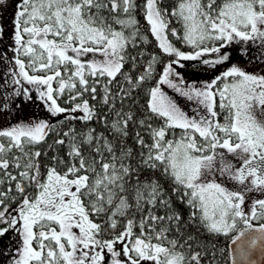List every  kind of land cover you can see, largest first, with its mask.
<instances>
[{
  "label": "snow or ice",
  "instance_id": "1",
  "mask_svg": "<svg viewBox=\"0 0 264 264\" xmlns=\"http://www.w3.org/2000/svg\"><path fill=\"white\" fill-rule=\"evenodd\" d=\"M13 41L14 97L33 86L63 127L0 128L11 264H214L219 237L231 264H264V75L178 71L264 47V0H18Z\"/></svg>",
  "mask_w": 264,
  "mask_h": 264
},
{
  "label": "rangeland",
  "instance_id": "2",
  "mask_svg": "<svg viewBox=\"0 0 264 264\" xmlns=\"http://www.w3.org/2000/svg\"><path fill=\"white\" fill-rule=\"evenodd\" d=\"M4 9H6L5 5L0 6V10H4ZM256 43H258V45ZM256 43L255 45H257V47L253 50V52L249 51L250 48H248V51L251 52L250 54L253 56L252 62H249L248 60L246 61L242 58L232 57L230 63H226L224 65L217 66L215 69H211V68H208L207 66L200 64L199 62L189 61V62H185V65H186L185 68L178 69V71H180L182 75L184 76V78L188 80L189 82L196 81L198 84H201L204 81H210L211 79L215 78V76L227 70V68L231 64H235L249 73L264 75V59L258 56V52L262 51L264 53V50H263L264 47H261L259 45V42H256ZM243 45L244 44H241V46ZM228 48L226 49V51H228ZM257 49H259V51ZM260 49L262 50L260 51ZM89 56L91 57V54H89ZM93 58H98V57H93ZM208 58L211 59L213 57L210 56ZM85 59H88V58H85ZM29 87L31 89V92L33 91V94H32L33 99L31 100L32 102L31 106L25 109L23 112H21L22 106L18 105V108L17 106H15L13 108L14 113L10 112L9 115H6L5 117H2V119H0L1 120L0 126L2 124L4 126L5 124L8 127L10 124H15L17 122H31L33 120H47L53 123V122H56L58 119L62 118V117H55V118L51 117L50 114L46 111V108L44 107L43 103L40 102V100L38 99V96L35 92L34 87L28 86V88ZM8 98H9L8 102H10V97ZM10 104L12 105L13 103L10 102ZM10 104H9V108H10ZM181 104L183 105L185 110L188 111L189 114H191L192 105L189 102H186L183 100H181ZM260 118L264 119V117H260ZM233 163H238V162L234 160ZM227 186L229 188L237 187L231 182H227ZM249 195L255 198L259 194L252 193ZM19 241H20V237L14 231H9L5 233L4 236L0 237V249H3L4 252H6L5 254L7 257L5 258L6 264H11V260L8 254L11 252H14V250L19 247ZM119 247L120 246L117 245L118 249Z\"/></svg>",
  "mask_w": 264,
  "mask_h": 264
},
{
  "label": "trees",
  "instance_id": "3",
  "mask_svg": "<svg viewBox=\"0 0 264 264\" xmlns=\"http://www.w3.org/2000/svg\"><path fill=\"white\" fill-rule=\"evenodd\" d=\"M174 2V0H172ZM18 0H8V3L5 5L6 9L0 10V26L3 27L4 29V34L2 37V41H0V54L5 55V59L0 60V100H3L4 97H11L12 95V90L8 89L9 83L11 82L10 79H7L9 77L10 73L12 74L13 71L18 72V69H14V63L12 62V59L14 54L11 51V48L13 46V17H14V12L16 11ZM141 20V23H143V18L142 16L139 17ZM178 27V26H177ZM258 45V43H256ZM257 45L252 44L249 42L247 45L241 46V44H233L230 45L228 48V53L230 54L231 58H242L244 60H248L249 62H252L253 56L250 54L253 52V50L257 47ZM151 47V46H150ZM177 47H183L184 51H190L189 48L182 46L181 44L177 43ZM248 48H250L249 52ZM253 48V49H252ZM7 50V51H5ZM246 50V54H245ZM259 51V49H257ZM262 49H260L261 51ZM264 50V49H263ZM158 51V49H156ZM256 52V51H255ZM258 56L261 58L264 56V53L258 52ZM264 59V58H263ZM29 86V85H28ZM30 88V87H29ZM115 90V89H114ZM99 91V88H98ZM33 94V91L31 92ZM87 98V95L86 97ZM140 99L141 103H144V100L146 98H138ZM63 101V97H61V102ZM90 103H97L96 101H90ZM32 102L31 101H24L22 103V108L21 112H23L25 109L29 108L31 106ZM17 108H18V103H17ZM67 107L68 105H64ZM97 107L100 111H104V107L100 104H97ZM13 108V104H10V110ZM11 112V111H10ZM12 113V112H11ZM2 117H5V115H0V119ZM63 119L60 118L56 122H53V124H57V127H63V125H59L57 122L59 120ZM1 121V120H0ZM98 129H100V125L96 124L95 125ZM7 126L3 124L0 126V128H6ZM65 130H67L65 128ZM49 142H51V136L49 137ZM61 155L64 154V150H61L60 152ZM51 155V153H50ZM49 161L45 160V164H48ZM12 207H15V205H12ZM123 227V223H121L120 227L118 230H120ZM137 232L139 229L136 230ZM105 238H108L107 234H105ZM227 240L223 237H219L216 240V257L214 260V264H228V252H227ZM205 264H207V259L205 260Z\"/></svg>",
  "mask_w": 264,
  "mask_h": 264
},
{
  "label": "flooded vegetation",
  "instance_id": "4",
  "mask_svg": "<svg viewBox=\"0 0 264 264\" xmlns=\"http://www.w3.org/2000/svg\"><path fill=\"white\" fill-rule=\"evenodd\" d=\"M16 77H14L11 73H10V75H9V77H7V79H10V83H9V86H8V89H11L12 90V95H10L11 97H10V102H12L13 103V105H17V103H18V105L19 106H21L22 105V103L24 102V101H26L22 96L21 97H14V92H15V90L17 89V88H19L20 86L19 85H15L14 83H13V80L15 79ZM25 87H27L28 88V85H25ZM10 102H8L9 104H10ZM14 108V107H13ZM13 108L10 110L12 113H14V111H13ZM6 252H4V250L3 249H0V264H6V261H5V258H7L6 257Z\"/></svg>",
  "mask_w": 264,
  "mask_h": 264
},
{
  "label": "water",
  "instance_id": "5",
  "mask_svg": "<svg viewBox=\"0 0 264 264\" xmlns=\"http://www.w3.org/2000/svg\"><path fill=\"white\" fill-rule=\"evenodd\" d=\"M231 248H235V246H231ZM227 251H228V264H231V259H230V256H229V251H230V246H229V242H227ZM239 258V257H237Z\"/></svg>",
  "mask_w": 264,
  "mask_h": 264
}]
</instances>
